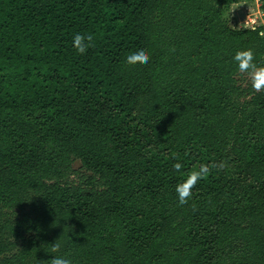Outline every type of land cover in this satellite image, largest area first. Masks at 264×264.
<instances>
[{
	"label": "trees",
	"instance_id": "1",
	"mask_svg": "<svg viewBox=\"0 0 264 264\" xmlns=\"http://www.w3.org/2000/svg\"><path fill=\"white\" fill-rule=\"evenodd\" d=\"M232 3L0 0V264H264V88L232 59L264 66V26Z\"/></svg>",
	"mask_w": 264,
	"mask_h": 264
},
{
	"label": "clouds",
	"instance_id": "2",
	"mask_svg": "<svg viewBox=\"0 0 264 264\" xmlns=\"http://www.w3.org/2000/svg\"><path fill=\"white\" fill-rule=\"evenodd\" d=\"M255 23V20L253 21ZM90 35H81L76 33L72 39V46L75 48L76 52L84 54L88 47V42L91 41ZM233 61L236 63L239 72H246L251 81V87L260 91L264 88V66H257L253 63V52L251 49L237 50L232 57ZM149 52L144 47H138L131 51L125 57V62L127 64L135 63H148ZM174 167L179 169L181 165L179 163L174 164ZM207 172V167L201 165L198 171L189 174L188 178L182 183L176 185V193L180 203L186 202V198L190 196V188L195 184L197 179L202 178V175ZM59 246L53 244V251H55ZM51 264H72L70 258L64 255H58L51 258Z\"/></svg>",
	"mask_w": 264,
	"mask_h": 264
},
{
	"label": "rangeland",
	"instance_id": "3",
	"mask_svg": "<svg viewBox=\"0 0 264 264\" xmlns=\"http://www.w3.org/2000/svg\"><path fill=\"white\" fill-rule=\"evenodd\" d=\"M223 8V19L232 28H251L264 26V11L259 0H234ZM255 20V23L253 21ZM74 168L79 169V163H74Z\"/></svg>",
	"mask_w": 264,
	"mask_h": 264
},
{
	"label": "built area",
	"instance_id": "4",
	"mask_svg": "<svg viewBox=\"0 0 264 264\" xmlns=\"http://www.w3.org/2000/svg\"><path fill=\"white\" fill-rule=\"evenodd\" d=\"M252 28V27H251Z\"/></svg>",
	"mask_w": 264,
	"mask_h": 264
}]
</instances>
